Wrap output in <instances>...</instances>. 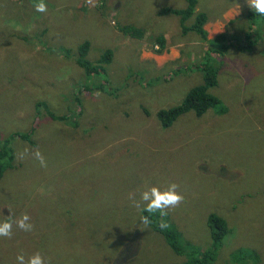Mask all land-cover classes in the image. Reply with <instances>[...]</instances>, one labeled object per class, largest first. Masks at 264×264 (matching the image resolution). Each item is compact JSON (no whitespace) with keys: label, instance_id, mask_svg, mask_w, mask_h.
Masks as SVG:
<instances>
[{"label":"rangeland","instance_id":"374dc122","mask_svg":"<svg viewBox=\"0 0 264 264\" xmlns=\"http://www.w3.org/2000/svg\"><path fill=\"white\" fill-rule=\"evenodd\" d=\"M37 2L0 0V139L20 132L33 142L10 141L14 161L0 179V223L13 227L11 239L0 237V264L36 253L45 264L180 263L184 257L140 222L142 211L128 199L171 183L184 201L166 222L181 242L211 247L207 219L214 213L229 233L213 264H264L263 19L246 20V0H197L194 16L208 19L207 39L228 36L217 85L208 90L227 113L187 112L162 128L157 112L203 83L197 66L206 61L207 42L183 35L179 17L159 14L185 9L186 0H44L46 13L34 10ZM124 25L142 29V38L123 35ZM83 41L92 63L112 51L100 75L88 78L75 64ZM38 102L69 124L37 113ZM36 149L46 168L34 159ZM24 214L31 232L16 226ZM238 250L247 261H231Z\"/></svg>","mask_w":264,"mask_h":264},{"label":"trees","instance_id":"16d2710c","mask_svg":"<svg viewBox=\"0 0 264 264\" xmlns=\"http://www.w3.org/2000/svg\"><path fill=\"white\" fill-rule=\"evenodd\" d=\"M186 2L187 6L185 7V9L164 8L159 11V14L174 15L179 17L181 33L183 35L191 32L200 37L201 40L207 42L206 52L201 57V60L205 59L206 61L197 66L203 75V83L190 89L181 103L169 109H161L157 112L158 120L162 128L171 127L178 117L187 112H193L197 117H201L209 109H213L219 116L227 113V108L217 97L209 94L208 90L217 85V75L220 64L217 59H220V57L224 55L228 47L226 44L228 36L226 34H221L217 37H214L212 40H208L207 32L204 29V26L207 23L208 19L202 13H197L194 16L197 0H186ZM245 16L246 20L251 23L257 17L262 18L264 21V16H261L252 9L248 10ZM188 19H193L190 26L185 25V22ZM254 27V25L250 24L249 30ZM119 31L123 35L129 36L134 39H140L144 34V31L142 29L136 28L132 25L120 26ZM245 37L247 40L250 39L246 35V33ZM258 38L255 37V39ZM155 40L156 44L161 49H164V37L160 35L156 37ZM248 47L249 46H246V48ZM88 49V41H83L81 44H79L77 46V57L75 58L74 62L77 66H79V68L84 71L86 76L90 78L91 76L100 75V72L103 73L105 71L103 65L110 62L112 51L110 49L105 50L101 58L96 63H92L87 59ZM238 49L244 51L245 47H240ZM64 53L65 56H68L69 50L64 48ZM106 84L107 80H105L103 84H100L99 88H101V90L103 91ZM35 110L37 113L38 111L43 110L53 120L64 121L69 124L65 116L56 115L53 111H50L47 108L44 102L36 103ZM30 137L31 135L26 133L13 132L3 140L0 139V179L2 178L4 171L12 167L14 161V153L10 148V141L15 138H20L24 142L33 144L32 140H30ZM142 215L149 214L142 212ZM164 219L166 220V217ZM207 225L211 234V247L207 249H201L188 243L181 242L180 233L173 226H169L166 229H161L159 227V214H156L152 217V223L150 227L165 239L167 245L176 255L184 257L183 261L177 264H213L216 259L217 250L222 245L224 238L228 235L229 228L226 220L214 213L208 216ZM247 260L248 259L245 257V253L243 250H238L231 256V261L234 263L245 262Z\"/></svg>","mask_w":264,"mask_h":264},{"label":"clouds","instance_id":"9594fccd","mask_svg":"<svg viewBox=\"0 0 264 264\" xmlns=\"http://www.w3.org/2000/svg\"><path fill=\"white\" fill-rule=\"evenodd\" d=\"M87 2L92 4L93 0H87ZM246 3L250 9L254 10L261 16H264V0H246ZM93 6L95 5L93 4ZM33 7L36 12H47V5L44 3V0H38L37 3H34ZM27 151L28 150L25 149V153H27ZM32 155L34 159L39 162L40 167H47V162L39 149H36ZM177 188L178 185L175 183H171L164 191H161L158 187L153 186L140 192L138 200L136 199V193L128 194V199L131 202L132 207L138 211L149 214L140 216V222L145 227L151 225L152 217L156 214H159V227L161 229H166L169 227V224L164 218L168 216L170 210H174L184 201L183 195L178 193ZM29 221L30 217L27 214H24L15 223L20 230L31 232L33 230V225L29 223ZM12 227L13 224L11 222L5 221L0 223V237L11 239ZM17 261L18 264H45L44 258L40 253H36L29 257L27 262H25L23 255H18Z\"/></svg>","mask_w":264,"mask_h":264}]
</instances>
